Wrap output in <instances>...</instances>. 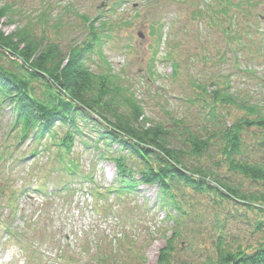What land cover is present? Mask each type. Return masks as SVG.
<instances>
[{"label": "rangeland", "instance_id": "rangeland-1", "mask_svg": "<svg viewBox=\"0 0 264 264\" xmlns=\"http://www.w3.org/2000/svg\"><path fill=\"white\" fill-rule=\"evenodd\" d=\"M251 2V10L232 6L227 13L234 16L231 21L220 13L226 0H0V10L10 8L11 13L1 30L12 34L27 27L40 36L45 29L48 41L68 53L86 38L84 18L106 20L111 27L99 31L100 46L86 58L92 70H106L105 61L109 63L155 123L168 122V113L198 129L205 125L210 108L208 99L197 100L203 96L198 85L213 92V84L220 89L226 84L244 106L264 107V0ZM197 11L203 12V19L193 16ZM160 24L164 30L157 47L151 27ZM220 107L219 116L229 114L231 121L245 115L237 105ZM8 121V115L0 117L6 128ZM4 137L0 134L1 141ZM8 142L16 158L34 149L29 143L17 149V142ZM1 145L0 154L6 143ZM73 148L71 156L83 179L51 170L54 162L47 152L28 155L21 164L11 159L1 167L0 187L5 189L0 193V226L9 231L0 232V264H22L15 244L5 243L15 232L25 236L30 264H159L171 240V264L204 263L215 257L218 221L225 218L231 249L255 248L264 238V232L256 231L264 213L238 208V213L230 210L237 215L231 218L225 212V207L231 208L229 202L223 206L217 196L193 191L181 198L187 215L176 227L159 207L158 186L142 185L135 193L117 196L112 193L115 165L82 146ZM210 152L201 163L224 173L219 145ZM39 185L46 195L35 191ZM241 213L246 216L239 217Z\"/></svg>", "mask_w": 264, "mask_h": 264}, {"label": "trees", "instance_id": "trees-1", "mask_svg": "<svg viewBox=\"0 0 264 264\" xmlns=\"http://www.w3.org/2000/svg\"><path fill=\"white\" fill-rule=\"evenodd\" d=\"M251 1L226 0L227 6L220 13L229 18L232 6L251 10ZM10 14V8L0 10V117H10L7 128L0 123V134L5 136L0 140V149L1 143H6L0 154V170L13 160L21 164L28 155L47 152L54 162L51 170L83 179L71 156L78 145L95 152L99 160L115 165L117 177L112 193L117 196L135 193L142 185L158 186L159 207L176 227L187 215L181 202L189 195L187 191L217 196L223 206L224 201L229 202L231 208L225 207V212L231 218L237 215L230 210L238 208L264 213V107L244 106L229 85L220 89L219 84H213V92L209 86L198 85L203 96L200 94L197 100L210 102L204 126L196 129L168 113V122L155 123L132 87L122 85L121 78L111 72L109 63L103 59L107 69L101 66L95 72L86 62L95 45L100 46L99 31L111 27L106 20L84 18L88 31L85 40L66 53L59 43L49 42L50 38L48 41L45 29L40 36L27 27L12 34L3 32L1 25ZM193 16L203 19L204 15L197 11ZM229 19L234 21V16ZM155 26L151 33L160 47L164 29L161 24ZM173 66L175 69L178 65L173 62ZM225 104L239 106L245 115L232 121L229 114L219 116L220 106ZM257 134L261 136L257 138ZM8 139L17 142V149L26 143L34 149L16 158L9 151ZM216 145L221 151L219 165L224 173L201 163L210 158ZM65 185L68 191V183ZM4 189L0 187V193ZM35 191L44 193L45 187L39 185ZM172 212L177 214L175 218ZM218 223L221 230L215 241V257H208L204 263L183 260L178 264H264V238L255 248L233 250L225 236L229 232L226 218ZM256 231L264 232V222L256 224ZM171 242L162 253L161 264H171ZM64 256H59L61 263Z\"/></svg>", "mask_w": 264, "mask_h": 264}]
</instances>
